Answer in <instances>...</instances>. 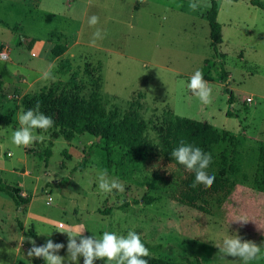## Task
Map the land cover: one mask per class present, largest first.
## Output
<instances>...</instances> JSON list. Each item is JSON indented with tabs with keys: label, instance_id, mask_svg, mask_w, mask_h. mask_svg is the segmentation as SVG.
I'll return each instance as SVG.
<instances>
[{
	"label": "rangeland",
	"instance_id": "obj_1",
	"mask_svg": "<svg viewBox=\"0 0 264 264\" xmlns=\"http://www.w3.org/2000/svg\"><path fill=\"white\" fill-rule=\"evenodd\" d=\"M214 1L221 56L210 48L204 17L211 0H195V9L192 0H0V52L7 57L0 61V187L29 199L18 206L0 192L3 264H45L27 255L29 238L60 243L58 254L66 256V232L81 229L97 238L134 230L149 256L181 264H244L219 251L228 235L264 243V11L248 1ZM93 14L98 23L89 26ZM96 28L102 38L93 36ZM54 45L65 52L52 56ZM196 69L210 85L208 103L186 86ZM46 70L56 78L44 79ZM69 91L94 98L117 118L134 114L145 126L143 147L110 146L107 155L102 140L62 134L56 100ZM37 104L53 127L37 129L43 139L28 146L13 145L18 114ZM174 117L236 137L235 186L228 195L205 197L207 212L178 201L188 172L161 154L158 128ZM231 150L227 143L214 148L219 156L230 157ZM207 170L226 174L219 161ZM100 171L117 178L123 191L99 190ZM248 264H264V255Z\"/></svg>",
	"mask_w": 264,
	"mask_h": 264
},
{
	"label": "trees",
	"instance_id": "obj_2",
	"mask_svg": "<svg viewBox=\"0 0 264 264\" xmlns=\"http://www.w3.org/2000/svg\"><path fill=\"white\" fill-rule=\"evenodd\" d=\"M241 1H248L251 6L264 11V4L261 0ZM204 17L209 29L210 48L216 56H221L222 54L217 49L221 36L220 24L216 21V4L214 0H211L210 7ZM65 50L66 47L63 45H54L50 50V54L58 57ZM218 65L220 66L221 79L224 80L225 74L222 65L221 63H218ZM9 93L11 92L8 91L7 94ZM228 103H231L230 97ZM55 109V121L62 130V134L68 136L71 134L87 133L95 138H99V140L105 143L104 149L107 155L110 146L123 145L130 150L140 148V146L143 147L142 133L145 126L143 123L138 122L132 113L123 118H117L115 114L106 113L94 98H89L88 100L79 98L76 91H69L65 95L59 96L56 100ZM227 115H229L228 112ZM158 132L161 135L160 150L164 159L175 167L188 172L187 176L180 181V191L177 197L180 203L207 212L204 206H202L205 203V197L216 194L228 195L232 191L235 186L232 176L239 172V167L235 162L236 151L234 148L237 140L234 135L226 130L218 131L210 124L201 121L179 117H174L173 120L167 121L163 127L158 128ZM181 141L198 143L201 147L210 151L213 159L209 162L208 168L219 161L220 170L226 174H214L213 183L208 186H205L202 182L193 183V171L176 163L170 156L171 150ZM222 143H227L232 147L230 157L226 155L219 156L214 152V148ZM259 157L263 159L264 155L261 154ZM0 192H5L18 206L29 202L28 198H19L2 187H0ZM141 201L149 204L152 198L142 197ZM198 202L203 204L198 205ZM134 203H139V201L135 200ZM145 259L148 260V264H181L152 256L145 257ZM195 264H200L197 259H195Z\"/></svg>",
	"mask_w": 264,
	"mask_h": 264
},
{
	"label": "clouds",
	"instance_id": "obj_3",
	"mask_svg": "<svg viewBox=\"0 0 264 264\" xmlns=\"http://www.w3.org/2000/svg\"><path fill=\"white\" fill-rule=\"evenodd\" d=\"M190 7L192 9L197 7L195 0H192ZM87 23L89 26L97 25L98 17L95 14L90 15ZM93 36L102 38L101 29L96 28ZM6 59V54L0 52V61ZM42 75L44 79L54 80L56 78L50 70L44 71ZM186 86L201 102H209L211 88L203 79L199 69L191 74ZM18 121L20 127L15 128L10 137L12 144L16 146H28L36 140L43 139V136L37 134L36 130L41 129L46 132L54 125L52 117L40 111L39 104L35 108L22 110L18 114ZM170 156L176 163L193 171V183L202 182L205 186L213 183L214 174L207 170L209 162L213 159L212 153L198 143L181 141L171 150ZM97 183L99 190L105 193L112 192L114 189L117 191L124 189L123 184L117 178H106L105 171L97 174ZM235 220L246 221L240 218ZM83 230L81 229L77 234L66 232L68 234L66 256L58 254L59 249L64 245L54 243L51 239L46 240L42 245H37L31 238H29L31 247L27 255L42 257L45 264H68V262L79 264L80 257H83V264H94L97 259H103L104 264H148L145 257H149V249L134 230L129 229L126 234L104 231L98 238L94 233L91 236L81 235ZM77 236H79V242H77ZM221 243L220 252L238 257L244 264L264 255L262 251L264 243L257 245L248 240H241L236 234L226 236ZM0 264H3V261H0Z\"/></svg>",
	"mask_w": 264,
	"mask_h": 264
},
{
	"label": "water",
	"instance_id": "obj_4",
	"mask_svg": "<svg viewBox=\"0 0 264 264\" xmlns=\"http://www.w3.org/2000/svg\"><path fill=\"white\" fill-rule=\"evenodd\" d=\"M96 140L98 141V140H99V138H96Z\"/></svg>",
	"mask_w": 264,
	"mask_h": 264
}]
</instances>
